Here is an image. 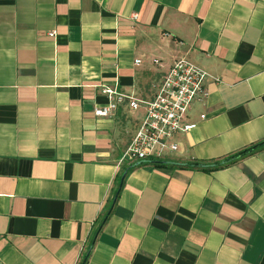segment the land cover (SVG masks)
Wrapping results in <instances>:
<instances>
[{
	"label": "crops",
	"instance_id": "crops-1",
	"mask_svg": "<svg viewBox=\"0 0 264 264\" xmlns=\"http://www.w3.org/2000/svg\"><path fill=\"white\" fill-rule=\"evenodd\" d=\"M181 56L219 81L164 167L119 164L144 111L101 87L149 99ZM261 141L264 0H0V264H264V147L178 167Z\"/></svg>",
	"mask_w": 264,
	"mask_h": 264
},
{
	"label": "built area",
	"instance_id": "built-area-1",
	"mask_svg": "<svg viewBox=\"0 0 264 264\" xmlns=\"http://www.w3.org/2000/svg\"><path fill=\"white\" fill-rule=\"evenodd\" d=\"M136 16L134 14L133 18ZM48 35L53 36L54 33L49 32ZM208 78L219 81L186 56H181L164 73L149 99L102 86L101 91L107 96L108 103L94 109L96 116H111L123 104L130 110L142 108L144 111L129 143L122 150L118 163L122 165L163 160L167 154L176 151L174 137L178 133H187L192 128L191 124L184 122V118L192 102L207 95L204 83Z\"/></svg>",
	"mask_w": 264,
	"mask_h": 264
},
{
	"label": "trees",
	"instance_id": "trees-1",
	"mask_svg": "<svg viewBox=\"0 0 264 264\" xmlns=\"http://www.w3.org/2000/svg\"><path fill=\"white\" fill-rule=\"evenodd\" d=\"M263 147H264V141H261L258 143H254L248 147H245L239 151H236L232 154H229V155H227L221 159H218V160H214L211 162H202V161L193 160V161H189V162L184 163V164H179L178 167H188V168H192V169H201L204 171H211V170H214L217 168H221L223 166L233 164L241 158H244L246 156H249V155H252V154L258 152ZM142 163H151L152 165H154L156 167H164L167 164V163L163 162L162 160H149V161L139 162V164H142ZM117 194H118V192L116 191L114 196L112 197L111 204H113L114 199L116 198ZM89 247H90V245H89ZM87 255L84 256L83 263L86 261Z\"/></svg>",
	"mask_w": 264,
	"mask_h": 264
}]
</instances>
